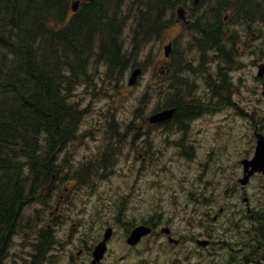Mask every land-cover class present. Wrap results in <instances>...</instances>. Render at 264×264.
I'll list each match as a JSON object with an SVG mask.
<instances>
[{
    "label": "rangeland",
    "instance_id": "1",
    "mask_svg": "<svg viewBox=\"0 0 264 264\" xmlns=\"http://www.w3.org/2000/svg\"><path fill=\"white\" fill-rule=\"evenodd\" d=\"M256 1L262 9L249 10L252 21H222L229 33L226 46L233 48L228 57L208 52L201 59L194 33L173 12L174 22L135 56L141 73L133 86H127L131 68L106 73L92 59L91 83L75 90L84 114L76 137L59 153V180L42 201L24 209L3 264H31L39 229L54 240L41 264H89L107 228L111 236L97 264H235L240 242L248 238L243 212L264 208L263 179L249 180L243 192L237 183L239 162L253 149V127L264 133V77H256L264 64V0ZM205 3L197 14L208 9ZM227 14L231 19L232 12ZM129 39L127 25L122 34L127 51ZM169 42L175 45L171 65L179 55L194 69L177 76L192 84L185 105L194 100L201 114L188 123L179 119L165 132L141 130L140 120L168 102L170 60L162 49ZM212 89L219 90L217 98ZM81 167L90 173L81 176ZM148 223L155 225L152 234L128 247L130 230ZM162 228L179 240L177 246L159 234ZM197 240L209 245L200 248Z\"/></svg>",
    "mask_w": 264,
    "mask_h": 264
},
{
    "label": "trees",
    "instance_id": "2",
    "mask_svg": "<svg viewBox=\"0 0 264 264\" xmlns=\"http://www.w3.org/2000/svg\"><path fill=\"white\" fill-rule=\"evenodd\" d=\"M188 2L83 0L73 13L72 0H0V264L24 209L42 201L59 180V153L76 137L84 114L75 90L91 83L92 59L103 63L106 73L139 68L134 58L140 49L157 39L174 22L176 8ZM201 2L209 6L208 16H192L188 25L201 59L212 50L226 57L233 51L232 45L226 46L229 33L222 21L247 23L252 21L249 10L262 9L256 0H200L197 5ZM227 12H232L231 19ZM127 25L128 51L122 43ZM177 66L179 71L187 69L180 59ZM166 77L170 93L171 70ZM167 99L153 112L172 108L174 121L192 119L195 104L186 106L177 96ZM77 171L81 176L90 173L86 167ZM247 220L258 256L264 243V211ZM35 239L31 264H41L54 240L46 229H39Z\"/></svg>",
    "mask_w": 264,
    "mask_h": 264
},
{
    "label": "flooded vegetation",
    "instance_id": "3",
    "mask_svg": "<svg viewBox=\"0 0 264 264\" xmlns=\"http://www.w3.org/2000/svg\"><path fill=\"white\" fill-rule=\"evenodd\" d=\"M200 1V0H199ZM198 1V2H199ZM76 2H79V1H76ZM191 2H192V0H191ZM198 4V3H197ZM196 4V5H197ZM200 4V3H199ZM196 5H193V3H186L185 4V6H178V7H182L183 8V10H184V21H186V22H188L187 23V25H185V28H187L189 31H190V29H189V27H188V25H189V23H193L192 22V16H195L196 15V17L197 16H199V15H201V16H204L205 17V19H206V17L208 16V12H207V10H202V12L200 13V14H197V10H198V8L197 7H193V6H196ZM198 6V5H197ZM193 8H195V9H193ZM174 13H175V11H174ZM175 20V19H174ZM176 21V20H175ZM181 23H183L184 24V22H181ZM160 37V35L158 36V38ZM193 38H195V37H193ZM168 44H170V48H171V52H170V54H169V57L167 58V60H170V63H169V65H170V67H172V68H170L169 70H171L172 72H171V79H172V85L171 86H169V88L170 87H173V89H171V92L169 93H167V95L169 96V98H171L172 96H177V97H182V98H184V101H186V98H187V96L189 95V93H190V87H192V84L190 85V84H186L185 82H183L182 83V85L180 86V85H178V83L177 82H175L176 80H181L182 81V79L181 78H179L177 75L178 74H182L183 72H188V73H193L194 72V69L189 65V64H185V62H183L184 64H185V67H187V69L186 70H183L182 71V69L179 71V68H178V66L177 65H171V63H172V61H171V53H172V50L174 51L175 50V45H174V42H169ZM213 54H215L216 55V58L217 59H219V56L217 55V54H219L220 56H222V58H224L223 57V54L221 53V52H216V51H211ZM208 53V52H207ZM217 53V54H216ZM206 54V53H205ZM179 59H180V61H181V58H179V55L177 56V59H176V61H175V64H178V62H179ZM261 65H264V64H261ZM261 65H258V67L259 66H261ZM169 67V66H168ZM257 67V68H258ZM166 70V73H167V68L165 69ZM168 70V71H169ZM216 75L215 76H217L218 78H217V80H219V75H220V69H219V67H216ZM257 77V76H256ZM264 77V73L260 76V77H257L258 79H262ZM212 83H214V82H212ZM264 82L262 81V84H263ZM215 84L216 83H214V84H212L211 86H210V88H215L216 86H215ZM261 84V85H262ZM206 86H207V84H206ZM209 87V86H208ZM208 87H207V89H208ZM177 89H179V93L177 94ZM212 94H211V97L212 98H217V93L219 92V90H214V89H212ZM214 96H216V97H214ZM190 102H192L193 104H194V100H191ZM173 103H174V101H173ZM173 103H171V104H173ZM196 105H198V103H195ZM197 108V107H196ZM172 109V108H171ZM174 110V109H173ZM175 111V110H174ZM199 111H200V109L199 108H197L196 110H194L193 111V115H192V119L191 120H189V121H187L186 120V122L188 123V122H190V121H192V120H194V119H196V118H198L199 116H200V114H199ZM154 113V112H153ZM173 116H174V112H173V115H172V117H171V119L169 120V121H166V122H164V123H160V124H149V123H147V121H146V119L148 118V116L147 117H145L144 119H141L140 120V129L141 130H144V129H146V130H150V129H152V128H157V129H162L164 132H165V129L166 128H170L171 126H174V124H172V123H174L175 121L173 120ZM181 121H184V120H181ZM170 126V127H169ZM254 129H253V131H252V133H253V149H252V152H251V155L248 157V158H245V159H243V160H251L252 158H253V155H254V152H255V147H256V141H257V137L258 136H261L263 139H264V133H262V132H260L259 130H257V127L256 126H254L253 127ZM242 161V160H241ZM240 161V162H241ZM240 162H239V165H240V168H241V175H240V178H238L237 179V183H238V181L242 178V166H241V164H240ZM253 178H261V179H263L264 180V170L263 171H261V172H258V173H254L253 175H251L249 178H248V181H247V183L246 184H248V182H249V180H251V179H253ZM239 184V183H238ZM246 184L243 186V188L242 187H240V191L241 192H243L244 190V187L246 186ZM240 186V185H239ZM242 202L245 204V206L247 205V198H243L242 199ZM264 211V208H261V209H259V210H256V209H249V208H247L246 207V209H245V211L243 212L244 213V215L242 216L243 218H245V219H247V217H249V218H252V219H254V216H258L259 214H261L262 212ZM219 213H221V210H220V212ZM144 226H147L148 228H150V230H151V233L150 234H152V230H154V228H155V225L153 224V223H148L147 225H144ZM250 229V231H251V229L252 228H248V230ZM169 230V229H168ZM247 230V231H248ZM247 231H244V233L246 234L247 233ZM170 232H168V236L170 237ZM150 236V235H149ZM164 236V235H163ZM148 237V236H147ZM166 237V236H165ZM171 238V237H170ZM174 240H177L178 241V243L176 244V245H174V246H177L178 244H179V240L178 239H174ZM246 240V238L244 239V242L245 243H242V242H240V244H241V247L242 248H240V250L238 249V251H240V253L239 254H241V256L239 257V259L235 262V264H264V243H262V246H263V248H261L260 249V251H259V255L258 256H256L255 254H254V248H255V245H256V243L254 242L255 241V234L254 233H250L249 234V236H248V238H247V241H245ZM197 242H200L199 240H197L196 242H195V244L198 246V247H200V248H205L206 247V245H209V242L208 241H204V242H207V244L204 246V247H201V246H199L198 244H197ZM231 262H232V258H231Z\"/></svg>",
    "mask_w": 264,
    "mask_h": 264
},
{
    "label": "water",
    "instance_id": "4",
    "mask_svg": "<svg viewBox=\"0 0 264 264\" xmlns=\"http://www.w3.org/2000/svg\"><path fill=\"white\" fill-rule=\"evenodd\" d=\"M199 0H192L193 5H196ZM77 8V2H72L70 6L71 12H75ZM175 20L178 22H184V25H187L188 22L184 21V10L182 7H178L175 10ZM162 56L164 59H167L170 54V44L163 46ZM141 70L139 68H133L127 80V86L131 87L135 84L137 78L139 77ZM264 73V65H261L257 68L256 76L260 77ZM261 96L264 98V83L262 84V93ZM173 109H163L160 111H156L148 116L146 119L149 124H160L166 121H169L173 115ZM242 166V178L238 181L240 187L247 183L248 178L254 173H258L264 170V139L261 136L257 137L255 152L253 158L251 160H242L240 162ZM168 228H162L159 231L160 235L166 236V242L169 245H176L178 243L177 240H174L168 236ZM151 233L150 228L144 225H138L132 230H130L128 236L125 239V244L128 247H134L139 243V241L149 236ZM111 236V229L107 228L102 236V239L92 248L91 251V260L89 264H97L103 257L104 252L106 250V242L109 240ZM197 244L201 247H204L207 242L200 241ZM78 253L76 254V256Z\"/></svg>",
    "mask_w": 264,
    "mask_h": 264
}]
</instances>
